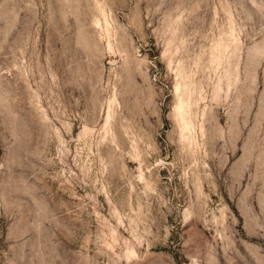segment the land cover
Here are the masks:
<instances>
[{"label":"rangeland","instance_id":"1","mask_svg":"<svg viewBox=\"0 0 264 264\" xmlns=\"http://www.w3.org/2000/svg\"><path fill=\"white\" fill-rule=\"evenodd\" d=\"M0 264H264V0H0Z\"/></svg>","mask_w":264,"mask_h":264}]
</instances>
